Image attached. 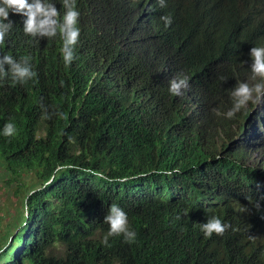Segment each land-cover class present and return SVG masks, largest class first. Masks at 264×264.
I'll return each mask as SVG.
<instances>
[{
	"label": "trees",
	"instance_id": "obj_1",
	"mask_svg": "<svg viewBox=\"0 0 264 264\" xmlns=\"http://www.w3.org/2000/svg\"><path fill=\"white\" fill-rule=\"evenodd\" d=\"M53 2L62 19L63 0ZM164 3L75 0L70 67L59 35L30 37L9 14L0 54L30 56L37 82L0 86V160L8 192H23L21 215L0 233V264H264V135L251 153L245 143L264 117L251 103L226 115L240 82H261L249 52L264 47V0ZM180 76L189 87L174 96ZM28 173L34 184L20 179ZM112 204L133 243L101 242ZM212 216L231 225L223 236L201 231Z\"/></svg>",
	"mask_w": 264,
	"mask_h": 264
},
{
	"label": "clouds",
	"instance_id": "obj_2",
	"mask_svg": "<svg viewBox=\"0 0 264 264\" xmlns=\"http://www.w3.org/2000/svg\"><path fill=\"white\" fill-rule=\"evenodd\" d=\"M161 7L165 6L164 0H158ZM65 12L60 18L59 9L53 0H0V46L6 43V36L13 28V21L9 14L23 17V31L26 35L33 38H54L61 37V53L65 67H70L76 57V47L80 40L79 18L80 13L76 10L75 0H63ZM165 26L171 24V17H163ZM251 58V72L253 80L259 78L260 83L250 85L247 82H240L232 91L234 97L233 106L226 113L228 118H233L236 113L247 109L248 105L257 106L264 104V47H252L249 52ZM11 77L12 82L25 84L28 81L37 82V72L33 70L30 56H23L19 60L9 54H0V86ZM189 87V80L185 76L173 77L169 81V92L174 96H181L185 89ZM45 118H49L47 112ZM17 134L16 126L9 122L4 125L3 135L14 137ZM71 166L58 165L56 171H64ZM178 171V170H177ZM171 175V173H168ZM51 182V181H50ZM259 208V202L254 205ZM25 214H28L27 203L25 202ZM241 213L247 210L241 206ZM103 222L108 225V231L102 238L105 246L108 244L109 237L122 236L126 243H133L137 233L129 226L127 213L118 205L112 204ZM231 227L223 223L220 218L212 216L206 223L200 224L201 231L205 237L210 238L213 234L223 236ZM255 239L254 236H249Z\"/></svg>",
	"mask_w": 264,
	"mask_h": 264
},
{
	"label": "rangeland",
	"instance_id": "obj_3",
	"mask_svg": "<svg viewBox=\"0 0 264 264\" xmlns=\"http://www.w3.org/2000/svg\"><path fill=\"white\" fill-rule=\"evenodd\" d=\"M253 110H258L261 112V114L264 117V104H261L259 106L253 104ZM249 119L245 118L244 122H247ZM254 127V124H249L247 133H250V128ZM252 138H250L249 141H246V149L248 153H251L254 150L259 149L258 145L261 143L264 135V126L257 127V131L252 133L251 132ZM259 158L257 157H252L250 161H256V163L259 161ZM264 159V158H263ZM5 164L1 162L0 160V233L3 234L6 231V224L12 220H15L21 215V206H20V199L23 197V192L18 193V198L17 196H14L13 194H10L8 192V189H12L10 186L6 185L5 183V174H7L9 171L5 169ZM262 167H264V162L262 163ZM32 173L24 174L20 177V179L29 185L34 182L33 179H31ZM34 184V183H33Z\"/></svg>",
	"mask_w": 264,
	"mask_h": 264
}]
</instances>
